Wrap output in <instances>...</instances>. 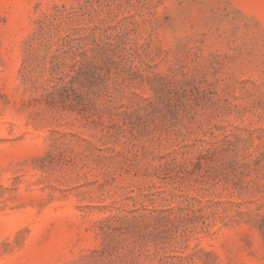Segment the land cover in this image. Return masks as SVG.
<instances>
[{
  "label": "rangeland",
  "instance_id": "1",
  "mask_svg": "<svg viewBox=\"0 0 264 264\" xmlns=\"http://www.w3.org/2000/svg\"><path fill=\"white\" fill-rule=\"evenodd\" d=\"M0 264H264V0H0Z\"/></svg>",
  "mask_w": 264,
  "mask_h": 264
}]
</instances>
